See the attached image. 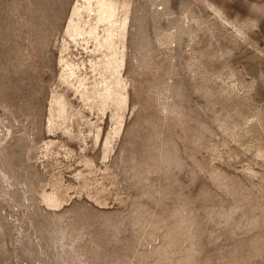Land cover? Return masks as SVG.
<instances>
[{
  "label": "rangeland",
  "instance_id": "rangeland-1",
  "mask_svg": "<svg viewBox=\"0 0 264 264\" xmlns=\"http://www.w3.org/2000/svg\"><path fill=\"white\" fill-rule=\"evenodd\" d=\"M106 1L0 0V264H264V0Z\"/></svg>",
  "mask_w": 264,
  "mask_h": 264
},
{
  "label": "bare ground",
  "instance_id": "bare-ground-1",
  "mask_svg": "<svg viewBox=\"0 0 264 264\" xmlns=\"http://www.w3.org/2000/svg\"><path fill=\"white\" fill-rule=\"evenodd\" d=\"M114 8V7H113ZM101 9H102V11H103V13L105 12H109V10H112V8H111V4L110 3H108L106 0H102V3H101ZM112 12V11H111ZM102 13V14H103ZM109 15V14H108ZM107 15V16H108ZM115 15V14H114Z\"/></svg>",
  "mask_w": 264,
  "mask_h": 264
}]
</instances>
